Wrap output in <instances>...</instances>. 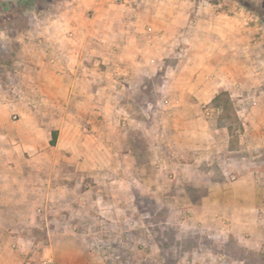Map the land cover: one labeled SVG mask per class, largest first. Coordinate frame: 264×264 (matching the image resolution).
<instances>
[{"label":"crops","instance_id":"1","mask_svg":"<svg viewBox=\"0 0 264 264\" xmlns=\"http://www.w3.org/2000/svg\"><path fill=\"white\" fill-rule=\"evenodd\" d=\"M122 1L57 0L22 39L27 53L21 59L23 67L12 72L13 89L0 91V264H21L37 256L33 242L18 231L32 225L37 206L48 201L67 205L62 200L66 192H74L78 204L102 206L106 218H118L119 205L114 203L122 195L112 197L113 183L97 179L100 159L113 170L116 164L124 170L133 162L131 171L138 173L148 162L136 164L128 153L123 164L110 161L113 143L107 148L103 141H114L116 128L105 130L101 125L116 124L115 115L120 118L128 107L142 112L146 82L156 75L162 79L156 86L164 92L162 101H145L152 116H167V134L180 146L179 152L164 153L188 156L179 163L172 159L175 178L181 185L184 181L210 186L212 168L197 162L208 155L238 152L226 172L237 175L234 187L248 191L231 197L237 205L233 221L241 222L240 231H262L263 197L255 190L262 182L254 166L264 164V157H253L264 153V24L230 0ZM220 91L234 100L245 126L236 149H229L228 135L211 125L220 112L214 103ZM10 113L19 115L18 121H9ZM126 117L128 125L135 121L142 128L141 114L132 119L127 112ZM156 150L152 163L162 154ZM87 176L95 179L84 182ZM153 180L159 181L155 173ZM116 182L123 188L122 181ZM169 198L177 202V195ZM210 199L202 194L192 214L180 210L182 220L203 226L205 212L198 215L194 210L206 209ZM234 222L230 226L237 229ZM82 236L74 232L64 240L50 238L40 252L52 255L57 264H104ZM253 236V243H259L262 235ZM244 262L216 257V264Z\"/></svg>","mask_w":264,"mask_h":264},{"label":"rangeland","instance_id":"2","mask_svg":"<svg viewBox=\"0 0 264 264\" xmlns=\"http://www.w3.org/2000/svg\"><path fill=\"white\" fill-rule=\"evenodd\" d=\"M1 1L0 91L6 92L10 88L13 89L9 85H14L16 79L12 76L14 69H22L23 67L21 64L23 60L21 59L27 55L23 40L31 32V23L36 22L50 5L47 4L49 0H31L30 4L32 5L20 11L15 10V4L20 0H5V3ZM50 1L54 3L57 0ZM204 1L218 2L222 0ZM230 1L239 5L234 0ZM250 1L260 6L259 11L264 17V0ZM115 2L123 3L122 0H115ZM18 27L21 28V31H18ZM161 80V76L156 75L146 82L148 86L147 91L142 95L145 102L142 112L136 106L128 107L120 112V118H116L115 115L116 124L101 125L105 130L111 126H113V130L114 127L116 128L113 136L117 138L114 141H103L104 147L108 146L107 148H110L109 146L113 143L111 154L113 152L115 154L112 158L109 157L110 161H114L113 163L121 161L123 164L124 154L128 153V155L131 154L130 156L133 157L136 164L145 160L148 162L141 168V170L144 169L143 173H138V171H131L135 167L133 162H131L132 164L128 162L124 166V170L118 169V164H116L113 170V165L108 164L106 166L101 159L98 160L97 179L102 182L105 180L107 183H113L111 188L109 186L112 197H117L116 194L122 195L118 196L122 199L117 198L114 203L119 205L117 209L119 212L115 216L118 218H106L108 213L107 215L103 214L104 208L102 206L98 208L86 204L82 206L74 200V192H66L62 200L67 205L64 207L62 205L53 206L48 201L47 205L37 206L32 225L26 226L25 231H18L33 242L37 251L36 255H42L40 251L50 238L64 240L65 237H72L73 233L76 232L83 235L82 237L85 238L83 240L104 264H216V257L218 256L229 260L245 259L242 264H264V219L259 220V228L261 227L262 231H240L242 229L240 227L241 222L233 221L237 205L231 197L239 195L241 192L244 193V190L248 191L244 187H234L232 181L237 179V175L233 171L229 174L226 172V170L230 171L228 169L231 168L230 163L232 164V162L230 161L237 158L238 152H227L225 156L219 157L208 155L202 162H197L198 166L204 164L212 168L213 172L209 177L210 186L202 187L192 182L184 184V181H181V185L180 180H177L176 176L173 175V167L170 165L172 159L177 158L179 163L186 161L188 156L178 155L175 158L164 153L166 149L179 152V142L176 139H171L170 135L167 134L171 127L170 122L166 120L167 116L163 115L162 118L152 116L153 109L149 107L148 101H145L147 99L161 100L164 92L160 94L156 88ZM166 96H168L167 93ZM163 103L165 111L169 112L170 108L166 106V100ZM214 103L219 106L220 112L216 114L215 121L211 125L218 129V132L228 135L226 146L229 149H236L240 142L239 135L245 128L238 118L237 105L224 91L218 93ZM164 109L161 107V111ZM126 111L132 116V119L133 115H142L141 118L144 121L142 128H137L135 121L128 125ZM136 118L134 117V120ZM18 119L19 115H17L16 121ZM8 120L12 121L9 118ZM88 131L89 127L86 126L84 132ZM153 136L156 137L152 138ZM156 147L162 154L161 157L158 155V159L152 163L153 152L157 151ZM108 151L110 152V150ZM221 153H225L224 150H221ZM232 153L236 154L233 155ZM259 153L261 154L253 157V159L264 157L262 151ZM255 165L254 167L260 171L261 176L258 178L262 182L258 183L260 189H255L257 190L256 195L263 197L259 206L264 208V164L256 163ZM154 173L158 175L159 181L157 182L153 180ZM93 179L95 178L87 176L83 181L88 182V180ZM116 180L122 181L123 188H120ZM152 180L155 181L156 186L158 185L157 187L151 186L150 181L152 182ZM114 183H117L116 186ZM202 194H209L212 198L205 205L206 209L197 207L194 210L197 214L205 212L203 214V226L194 220L184 222L182 220L184 212L182 211V216H180L179 211L184 209L186 215L189 212L192 214V208L198 204ZM91 195L95 199L96 195L93 193ZM108 195H110L109 192ZM173 195H177V202H173L172 198H169ZM233 222L237 225V229L231 228L230 224ZM253 235H262L258 245L253 243L255 239ZM251 245L257 246L250 248Z\"/></svg>","mask_w":264,"mask_h":264},{"label":"trees","instance_id":"3","mask_svg":"<svg viewBox=\"0 0 264 264\" xmlns=\"http://www.w3.org/2000/svg\"><path fill=\"white\" fill-rule=\"evenodd\" d=\"M236 1L241 7H243L247 12L249 13H252L254 15H256L260 21L262 23H264V17L262 15V13L259 11L260 9V6L258 5H255L252 1L250 0H234ZM1 2L5 3V0H2ZM210 3H215L217 1H209ZM31 3V0H20L19 2H17L15 4V10H23V9H27L28 7H30L32 4ZM53 2L52 1H48L47 4L50 5L52 4ZM263 5V4H262ZM21 28L18 27V31H21L20 30Z\"/></svg>","mask_w":264,"mask_h":264},{"label":"built area","instance_id":"4","mask_svg":"<svg viewBox=\"0 0 264 264\" xmlns=\"http://www.w3.org/2000/svg\"><path fill=\"white\" fill-rule=\"evenodd\" d=\"M9 117L13 122H15L17 119L16 113H10ZM21 264H57V262L55 261L52 255L42 254V255H37L35 257H26L21 262Z\"/></svg>","mask_w":264,"mask_h":264}]
</instances>
